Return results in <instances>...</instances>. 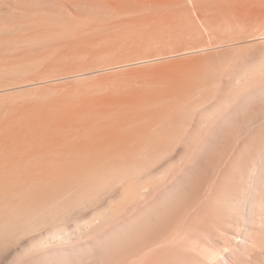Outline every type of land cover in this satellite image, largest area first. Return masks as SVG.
I'll use <instances>...</instances> for the list:
<instances>
[{"label":"bare ground","instance_id":"1","mask_svg":"<svg viewBox=\"0 0 264 264\" xmlns=\"http://www.w3.org/2000/svg\"><path fill=\"white\" fill-rule=\"evenodd\" d=\"M261 39L264 0H0V264L67 235L88 212L128 211L175 173L193 145L168 149L183 134L173 124L186 131L255 85Z\"/></svg>","mask_w":264,"mask_h":264},{"label":"rangeland","instance_id":"2","mask_svg":"<svg viewBox=\"0 0 264 264\" xmlns=\"http://www.w3.org/2000/svg\"><path fill=\"white\" fill-rule=\"evenodd\" d=\"M261 42H259L258 45L254 47L257 49V46L260 47L259 44L261 43L262 47H260V49L263 48L264 39H261ZM224 47L226 49L229 48V46L228 47L224 46ZM224 47L222 45L218 47L213 46V48L209 46L205 48L206 51L204 50V48L200 50V54L201 53L203 54L208 50L209 52L210 51L217 52L218 50L224 51L225 50ZM254 47L252 48L253 51L252 50L250 51L252 55L254 54V56L248 54L250 57L252 56V58L253 57L254 58L251 59L249 56H247L246 57L247 59H251L248 61L254 62V60H256L255 56L262 53L261 50H263V54H264V49L260 50L259 48L258 49L260 50V53L259 52L255 53L254 51L257 52L258 50H254ZM186 53H191V52L188 51ZM261 57L264 56L260 55L259 58ZM246 58L243 60L244 61L243 63H245V61L247 60ZM256 58H258V56H256ZM248 61H246L245 63L246 64L245 69H249V67L251 68V66L257 64L256 61H255L256 63H253L254 65L252 64V62L249 63ZM247 63L249 66L248 68H246ZM258 64H260V62ZM241 66L242 65H240L239 67ZM257 66L259 67L260 70H262L261 72L258 69V67H256L257 69L255 67H252L251 70L254 69L258 71V73L254 71L256 74L254 81L255 80L258 81L259 88L257 85V81H255L256 84L250 86L252 89L248 87L245 90V93L243 90H240L242 94L241 92H239V90L238 92H236L239 93L238 95H240L241 97L238 96L237 98V94L236 95L234 94L235 96L230 97L229 94L228 99L230 100L231 98L232 100V101L230 100L231 103L229 102L228 99H227L228 101L225 100V97L222 95V93L224 92L220 93L221 96L224 97V101L222 102L221 100L222 98L219 99V97L221 96L217 97L218 98L217 101L221 100L220 102H222L223 104L227 103L226 104L227 106L224 105L225 106L224 108L222 106L223 104H221L222 107L219 108L220 102H217V104L219 103L218 104L219 106L217 105L218 107H216L217 111L214 115L212 114L214 117L211 115L209 117L210 119L208 118L209 120L208 119H205L203 121L199 120L200 117L198 118V116H196L198 114H196L193 120L195 121L197 120L196 123L197 122L199 123L198 124L199 128L198 125L193 121L191 122L192 127L190 126V128H186L187 129L186 131L183 128L182 130L179 129L177 125H176L177 129H176V127H174L175 125L173 124L172 128L174 132H172V134L173 135L174 133L176 134L179 133V135L181 133L183 134H181L180 136L175 134L176 135L175 138H173L174 136L171 135L173 136L171 140H173L174 142L170 141L169 139L170 145L169 146L167 145V147L168 149L169 148L174 149L173 145L174 144L176 145L178 143V142L175 143V141L176 140L178 141V139L180 140L178 146L174 145L175 148L180 147L179 149L181 150V149H185L189 145L186 148L189 149V147L193 145L192 147H190L192 150L189 149L191 151V152L189 151L191 155V156L189 155L190 159H188V156H186L187 158L183 157L181 163L179 160V163L176 164L177 166H175V168L173 167L174 171L176 170L175 173L173 172L172 168H170L169 175H167L168 179L166 174L164 175V177H166L167 180L164 177L163 178L166 181H163V178H161L160 179L161 181H156L157 183L156 182L153 183L156 184L157 186L152 185L150 187L152 189L150 190L149 188V191L148 192L146 191L147 193L145 192L144 196L142 195V198H140L142 201L144 199L146 200L142 202L140 199H137V202L134 201V203L132 202L133 204L131 203L133 206L132 205L127 206L128 211L123 209L120 210L121 211L120 213L119 212L113 213L109 211V212H103L101 215L95 216L92 212H90V214L88 212L87 216L83 217L85 218L86 221L84 220L81 226L75 227L74 226L75 222L73 223L74 219L69 223V226L72 228V230L70 228L69 232L72 235L67 232V235L65 233L64 235H61V237L59 236L56 239L54 238L51 239V241L50 240L47 241L46 245L43 247L41 246L38 248H30L27 252L25 251L21 255H19L22 258V260L19 259L20 258L19 256L16 257L18 258V260H20V262L16 258L15 259L13 258V260L12 259L11 260L12 261L15 260L14 263H11L12 261L10 260L11 262H8V264H16V263L17 264H67V263L68 264H95V263L96 264H182V263L204 264V261L205 264H239V263L264 264V242H263L264 239H262L264 238V229H263L264 214H262L264 213V196H263L264 195L263 192L264 191V84H263L264 80H262L264 78V73H262L264 72V66L262 67L259 65ZM235 69L236 71H238L237 68ZM241 69L239 68L240 71ZM261 74L263 76H261ZM251 75L254 78L253 74ZM257 77L258 78L261 77V78L258 79ZM232 94L233 93H231V95ZM232 98L233 99L235 98V100L233 101ZM215 102H213L214 107L216 106ZM220 109L222 111L225 110L227 112L225 111L221 112ZM212 119L214 122L212 121ZM232 122L233 123L236 122V123L233 124ZM169 127H167L166 132L168 131ZM194 127L198 128V131ZM208 128L209 130H206ZM170 130L172 131L171 128ZM204 130L206 132H204ZM191 131L194 134L193 135L194 138L196 137L195 139L193 138V136H190L192 135ZM200 131L202 132V134ZM157 132L159 135L161 131H157ZM223 132L225 133L223 134ZM161 133H163V131ZM205 133H207L206 137L205 135L203 137L202 135ZM200 135H201V139H200ZM188 136L192 137V139ZM158 137L156 140L159 139L160 141L161 135L160 138ZM198 138L201 144L199 143L198 145H195L196 143H198L197 141H199ZM162 139L164 140L163 137ZM185 140H188L189 144H187L186 147L183 148L185 146L184 144ZM149 147L152 146L150 145ZM154 147L157 146L154 145L152 148ZM160 147L164 148L165 145L164 146L160 145ZM215 153H221V155L219 154L220 155L219 157H214ZM248 156H251L250 159L251 161H249L250 157L247 158ZM245 157L248 160H246ZM184 158L187 159V161L183 160ZM241 162H243L244 164H242ZM170 173H172L173 175ZM232 173L234 174V176L235 175L236 176L235 177L232 176ZM170 176H173L172 177L173 179ZM161 183L162 185L165 184V186L164 185L162 186ZM195 187L198 188L196 189ZM152 192L155 193L153 194ZM218 200L220 201V203ZM216 201L219 204H217ZM196 203H198V205ZM225 203L226 205H224ZM205 204L207 205L205 206ZM139 205H141V207ZM262 205H263V209L260 208V206L262 207ZM220 206L223 207L220 208ZM115 214L118 215L116 216ZM92 215L94 216V218ZM103 217L106 218L104 219ZM102 220L103 221L105 220V222H103ZM95 225L97 226V228L95 227ZM104 226L105 229H103ZM183 232L184 234L182 235ZM77 234L79 236H76ZM70 235L72 237H70ZM81 235L83 236L81 237ZM64 236H66V238ZM178 236L179 238H177ZM186 236L188 237L186 238ZM181 240H183L184 242ZM182 248L184 249V252H182L183 251ZM201 249L202 251L204 250V253L201 251ZM208 249L209 250L211 249L214 253H212L211 250L209 251ZM38 250H42V251H38ZM194 250H196V252L198 251L200 254L198 252L197 254ZM147 251L149 252L146 253ZM188 251L191 254H189ZM27 254L29 257L30 256L32 257L29 258ZM95 254L98 255L96 256ZM75 255L77 256L76 258L74 257ZM200 255L202 257H204L205 255V257L201 258ZM205 258L206 259L208 258L209 260H206Z\"/></svg>","mask_w":264,"mask_h":264}]
</instances>
